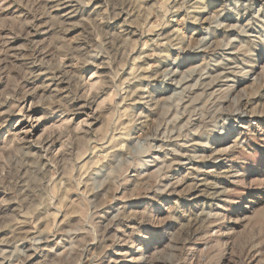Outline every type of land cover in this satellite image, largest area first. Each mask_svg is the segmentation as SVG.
<instances>
[{
	"label": "rangeland",
	"instance_id": "obj_1",
	"mask_svg": "<svg viewBox=\"0 0 264 264\" xmlns=\"http://www.w3.org/2000/svg\"><path fill=\"white\" fill-rule=\"evenodd\" d=\"M0 264H264V0H0Z\"/></svg>",
	"mask_w": 264,
	"mask_h": 264
}]
</instances>
